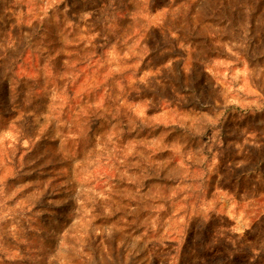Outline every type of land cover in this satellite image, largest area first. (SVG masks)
I'll use <instances>...</instances> for the list:
<instances>
[{"label":"rangeland","instance_id":"rangeland-1","mask_svg":"<svg viewBox=\"0 0 264 264\" xmlns=\"http://www.w3.org/2000/svg\"><path fill=\"white\" fill-rule=\"evenodd\" d=\"M0 264H264V0H0Z\"/></svg>","mask_w":264,"mask_h":264}]
</instances>
